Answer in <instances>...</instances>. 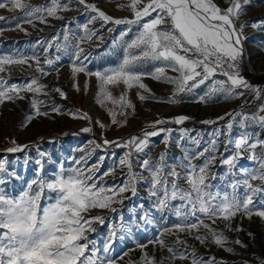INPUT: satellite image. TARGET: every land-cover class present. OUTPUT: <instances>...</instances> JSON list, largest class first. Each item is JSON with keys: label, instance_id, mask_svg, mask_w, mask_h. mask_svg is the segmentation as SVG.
I'll return each instance as SVG.
<instances>
[{"label": "snow or ice", "instance_id": "snow-or-ice-1", "mask_svg": "<svg viewBox=\"0 0 264 264\" xmlns=\"http://www.w3.org/2000/svg\"><path fill=\"white\" fill-rule=\"evenodd\" d=\"M9 2L13 9L21 10L27 18L25 22L31 24L33 20L47 23L48 17L62 20L63 17L58 13L70 10L71 0L65 3H61V0H49V3L43 6L26 4L24 0ZM75 3L83 6L89 16L87 23L82 25L83 35L74 46L72 76L75 80L78 74L84 73L96 78L97 102L101 106H105L106 102L114 106L107 109L111 124L124 127L127 120H118L117 115L126 117L127 109L135 112V105L127 96L128 91L133 88L141 90L137 93L141 101L152 99L173 105L181 103L184 95L193 93L202 85L207 87L204 95L198 97V102L203 104L220 98L236 99L244 96L246 92H251L256 100H264V88L252 85L241 74L245 28L250 26L252 29L264 31V21H244L237 27V22L240 21L250 0H227L226 8H221L215 0H130L126 6L119 7H127L132 13V18H113L88 0H75ZM5 6V3H0V8ZM3 19L5 18L0 16V20ZM96 21H102L101 27L108 24L127 25L128 27L120 33L121 38L132 32L133 26L136 31L130 40L124 42L122 58L115 67L93 72L84 64L90 54L82 56L85 49L80 47V42L90 41L96 36V30L89 28V25ZM17 27L26 31L20 25ZM58 39L57 34L49 41H37V44H46L45 65L54 63L52 59L47 58L50 49L55 47L59 51L70 46L67 43H55ZM63 39L68 41L67 30ZM13 65H27L34 68L40 76L49 74L41 66L38 55H0V74L8 72ZM147 65H152L151 71H144ZM146 77L171 85L172 91L163 99L155 96L143 82ZM121 84L125 91L117 98L109 90V86ZM73 87L77 91L80 90L78 83H74ZM52 91L58 93L62 99H67L61 88L55 87ZM22 93H31L32 96L28 97ZM39 94L49 95L47 85L40 82L39 76H32L28 81L18 84L9 83V78L0 75V104L6 100L30 101L33 111L25 117L23 127H27L36 117L49 115L48 112L41 111L46 102L37 98ZM116 107L119 112L115 110ZM51 112L61 113V108L53 106ZM69 114L74 119L92 122L86 112L77 110L70 111ZM226 117H229L228 122L209 134L211 139L202 149V137H189L194 148L183 147L181 141L188 135V130L181 129L180 138L176 143L182 148L183 155L176 163L168 162L167 151L161 152L155 159L144 154L150 138L162 134L167 149L173 129L163 125H181L191 119L186 115L158 118L150 122L140 135L127 139L109 140L102 136V142L91 140L88 142L90 148L87 151L81 149L84 155L78 159L73 158L70 167L66 168L60 163L50 176L44 175V164L42 160H37L35 176L26 183L22 191L12 194L0 188V264H117L116 259L109 253L115 241L123 239L122 234L125 231L130 233L131 229L125 225L121 215L120 223L110 227L101 250L96 241L90 239V234L96 232L94 225L106 223V217L91 213L99 209L119 214L120 209L116 205H123L125 200L137 196L138 186L142 184L148 186L152 208L160 213L171 211L178 220L170 227H163L158 236L148 243L166 249L170 255L165 259L169 264H175L176 260L190 261V264H218L215 257L204 259L198 256L194 249L187 254L178 252L163 237L174 236L176 245L188 248L191 247L188 241L180 236L185 233L201 244L211 242L227 252H233V248L226 247L227 237L213 227L217 220L226 222L225 227L229 231L233 230L231 221L237 215L249 220L256 216L264 221V139L260 138L259 131L247 130L250 126L264 128V103H260L252 113L228 112L215 120L206 119L201 123L217 124ZM95 123L101 129L107 127L99 119ZM234 127L240 129L235 135ZM81 131L90 133L92 128L83 127ZM11 143L13 146L5 149L7 153L21 152L28 147L17 144L15 140ZM221 144L223 152L219 151ZM109 147L127 151L118 157L114 167L100 174L106 156H99L94 164H89V160L97 150L107 152ZM258 147L260 152H257ZM229 152L230 155H225ZM246 153L247 159L253 162L255 167L251 170L241 169L242 178H233L236 176L238 161ZM113 156L115 157V153ZM197 160H202V163H194ZM217 162L221 166H227V172L223 176L212 171ZM5 165L6 161L0 160V173L6 171ZM117 169L123 173V179L119 184L114 182L109 185L105 177L114 175ZM218 180L226 182L218 187L213 183ZM256 181L260 183H254ZM5 183V180L0 179V184ZM128 193L131 195H126ZM177 201L179 203H174ZM139 220L144 224L153 223L147 210ZM139 226L137 224V227ZM235 231L242 229L238 227ZM252 235L249 233V236ZM234 243L247 247L238 239ZM138 247L145 249L147 245L140 244ZM126 255L127 252L119 259L122 260ZM256 259L259 264H264V259ZM141 262L164 264V259L157 261L155 255L144 252ZM129 264L136 262L129 261Z\"/></svg>", "mask_w": 264, "mask_h": 264}, {"label": "rangeland", "instance_id": "rangeland-1", "mask_svg": "<svg viewBox=\"0 0 264 264\" xmlns=\"http://www.w3.org/2000/svg\"><path fill=\"white\" fill-rule=\"evenodd\" d=\"M68 2V0H61V3ZM89 3H94L97 7L103 10L106 14L113 18H132V13L127 7L122 9L119 6H126L130 0H88ZM221 7L228 6L227 0H215ZM0 3H5L4 8H0V16L5 19L0 20V55L12 56H32L38 55L40 57L41 66L49 73L47 76H40L34 71V68H29L27 65H13L10 66L9 71L0 75L9 78V83H23L29 80L32 76H39L40 82L47 85L49 95H38V99L44 100L46 103L41 107V111L48 112V116L36 117L23 127L25 117L32 113L29 99H16L15 102L5 101L0 104V160L6 161V171L0 173V179L6 181L5 184H0V188H4L7 192L17 194L24 189L26 183L32 180L37 170V160H42L44 164V175L50 176L60 163L64 166L70 167L73 158H79L84 155L81 149L87 151L90 148L89 141L96 140L102 142L103 138L114 140L117 138L127 139L133 135H140L146 126L158 118H172L179 115H186L190 117V121L199 124L200 128L194 127H180L173 129L172 137L167 146L163 143V134L161 136L150 138L148 148L145 154L149 158L155 159L161 152L167 151V160L169 163H176L178 158L182 157V148L177 146L176 141L180 138V130L187 129L188 135L181 141L185 148H194L189 137L201 139L200 148L207 146L210 138L209 132L216 128H222L229 117L225 120L219 121L217 124L207 125L201 123L206 119L215 120L219 116H224L225 113L234 111H243L245 113L255 112L260 103L264 100H256L251 92H246L244 96L224 100L223 98L215 99L207 104L199 103L198 97L204 95L207 87L202 85L193 93L186 94L182 97V102L179 104L159 103L155 100L148 99L141 101L138 99L137 93L141 90L133 88L128 91L127 96L135 105V112L127 109L128 115H117L118 120H127L124 127H118L111 124V118L108 115L107 109H112L114 106L110 102H106L105 106H101L97 102L98 81L94 76L89 77L84 73L78 74L73 79L71 72V64L74 59L75 45L79 42L78 38L83 35L82 25L87 23L89 14L85 12L83 6L71 0L70 10L60 11L58 15L63 19L47 18V23H40L39 20H33V23H26L27 19L23 12L19 9H13L9 0H0ZM24 3L33 6H43L49 3V0H24ZM12 9V10H10ZM244 21H264V0H250V4L245 7L244 14L240 17L239 23ZM102 21H96L89 25L90 29H95L97 34L90 41L80 42V47L85 49L83 55L90 54L88 59L84 61L89 71L105 70L115 67L122 58L124 42L130 40L136 31L133 26L132 32L127 36L121 38L120 33L124 31L127 25H113L108 24L101 27ZM20 25L26 31H21L17 27ZM112 29V31H108ZM67 30L68 41L65 42L63 37ZM59 35V39L55 43L68 44L67 48H61L59 51L55 47L49 50L47 58L54 61L52 65H45L44 48L46 44H37V41H49L53 36ZM243 40L244 57L241 62V74L255 86L264 88V31L252 29L250 26L244 30ZM102 37V39L100 38ZM59 57L57 60L56 58ZM30 63H33L30 61ZM152 65H147L144 71H151ZM169 75H173L169 73ZM222 79L223 77H217ZM260 78V82L253 81ZM155 96L166 98L172 91V86L145 78L143 81ZM78 83L80 90L77 91L73 84ZM85 85L87 89L85 90ZM55 87L61 88L67 95V99H62L58 93L52 91ZM109 90L115 97H119L125 91L124 86H109ZM31 97L32 94H24ZM147 95V93H145ZM247 101V103H246ZM53 106H59L61 113H53L51 109ZM243 106V107H241ZM80 110L86 112L92 119V122L74 119L69 112H76ZM119 112V108L115 109ZM101 120L107 127L105 129L99 128L95 121ZM239 119V118H238ZM187 120V121H189ZM83 127H91L92 132L84 133L81 131ZM151 131V129H148ZM249 132L259 131L260 138L264 139V128H256L250 126L247 129ZM240 131L238 127H234V135ZM59 136V137H55ZM64 136V137H63ZM15 140L17 144L28 145L21 152L7 153L6 148L12 147V141ZM221 147V146H220ZM223 147V146H222ZM221 147V148H222ZM199 151L200 149H195ZM222 152L224 148L221 149ZM219 148V151H221ZM127 149L109 147L107 152L97 150L93 153L89 164L97 162L99 156L105 155L106 159L100 169V174L114 167L118 157L122 156ZM261 149L258 147L257 152ZM115 153V157L113 156ZM43 154V156H41ZM225 153V155H229ZM194 163H202V160L194 161ZM255 165L247 159L240 161L236 166V176L233 178H242L241 169L251 170ZM139 171V168L136 169ZM126 171V170H125ZM179 171V169H178ZM219 176H223L227 172V166H221L217 162L212 169ZM99 175V174H98ZM123 179V173L117 169L114 175L105 177L109 185L114 182L119 184ZM226 181H214L218 187L222 186ZM254 183H260L256 181ZM186 186V185H183ZM126 195H131L130 193ZM154 199V198H153ZM174 203H179L174 202ZM143 205V208H141ZM120 209L119 214H113L107 210H93L91 215H103L106 217L104 225L96 224V232L90 234V239L95 240L97 247L101 250L103 243L108 237L109 229L112 225L120 223L122 215L123 222L131 229V232L125 231L123 239H117L113 244L110 256L116 259L117 264H129V261L142 264L141 257L144 252L149 255H155L157 261L164 259V264H169L165 257L170 254L166 249H161L159 245L148 243L158 236L163 227H170L178 222L176 216L171 211L163 213L156 212L152 208V199L148 196L147 184L138 186V195L125 200L123 205H116ZM147 210L150 213V218L153 220L151 224H144L139 220ZM210 223V221H206ZM137 224L140 226L137 227ZM226 222L217 220L213 227L227 237L226 247L234 249L233 252H227L223 248L208 242L201 244L192 236L181 233L180 236L188 241L191 247L186 248L184 245H176L174 243V236L163 237L166 242L175 247L178 252L190 253L193 249L196 254L204 259L215 257L218 264H259L256 257L264 259V221L259 217L253 216L251 220L246 217L237 215L231 221L232 231L225 227ZM241 228L242 231H235L236 228ZM203 232V230H201ZM252 233V236H249ZM242 241L247 247H241L234 243L235 240ZM140 244H146L147 248L141 249ZM127 252L121 260L120 256ZM101 255H103L101 251ZM175 264H190V261L176 260Z\"/></svg>", "mask_w": 264, "mask_h": 264}, {"label": "trees", "instance_id": "trees-1", "mask_svg": "<svg viewBox=\"0 0 264 264\" xmlns=\"http://www.w3.org/2000/svg\"><path fill=\"white\" fill-rule=\"evenodd\" d=\"M261 79L260 78H257L255 79L253 82L256 83V82H260ZM163 127H168V128H172V129H177V128H180V127H194V128H200L201 126L193 121H185L183 124L181 125H175V124H167V125H163ZM55 137H59V136H55ZM64 137V136H63Z\"/></svg>", "mask_w": 264, "mask_h": 264}, {"label": "bare ground", "instance_id": "bare-ground-1", "mask_svg": "<svg viewBox=\"0 0 264 264\" xmlns=\"http://www.w3.org/2000/svg\"><path fill=\"white\" fill-rule=\"evenodd\" d=\"M211 132H212V131H211ZM211 132H209V134H210ZM210 139H211V136H210V138L208 139V141H209ZM221 139H223V137H221ZM220 146L222 147L223 144H221ZM221 147H220V148H221ZM229 155H230V154H229ZM245 156H247V153L244 155V157H245ZM244 157H243V158H244ZM243 158H242V159H243ZM242 159H240V160L238 161L237 166L239 165V162H240Z\"/></svg>", "mask_w": 264, "mask_h": 264}, {"label": "water", "instance_id": "water-1", "mask_svg": "<svg viewBox=\"0 0 264 264\" xmlns=\"http://www.w3.org/2000/svg\"><path fill=\"white\" fill-rule=\"evenodd\" d=\"M233 135H234V132H233ZM200 137H202V138H204V136L203 135H200ZM221 149H223V147L222 148H220V150ZM220 152H222V150L220 151ZM241 161H243V162H245L246 161V156L241 160Z\"/></svg>", "mask_w": 264, "mask_h": 264}]
</instances>
